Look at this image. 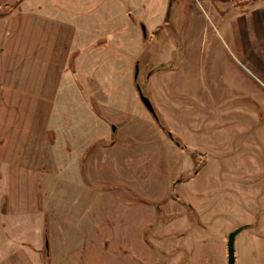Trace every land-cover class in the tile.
Here are the masks:
<instances>
[{
    "label": "rangeland",
    "instance_id": "374dc122",
    "mask_svg": "<svg viewBox=\"0 0 264 264\" xmlns=\"http://www.w3.org/2000/svg\"><path fill=\"white\" fill-rule=\"evenodd\" d=\"M238 226L264 264V0H0V264H226Z\"/></svg>",
    "mask_w": 264,
    "mask_h": 264
},
{
    "label": "water",
    "instance_id": "95a60500",
    "mask_svg": "<svg viewBox=\"0 0 264 264\" xmlns=\"http://www.w3.org/2000/svg\"><path fill=\"white\" fill-rule=\"evenodd\" d=\"M136 69V67H135ZM140 99L142 102L146 105V107L154 113L153 107L149 101V99L142 95L141 92H139ZM112 129H114V125H112ZM242 229V226H238L231 230L228 235H227V240H226V249H227V262L226 264H234L235 262V253H234V240H235V235Z\"/></svg>",
    "mask_w": 264,
    "mask_h": 264
}]
</instances>
